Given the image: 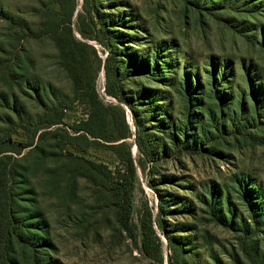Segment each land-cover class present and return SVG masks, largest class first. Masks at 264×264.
Returning a JSON list of instances; mask_svg holds the SVG:
<instances>
[{"label": "rangeland", "instance_id": "1", "mask_svg": "<svg viewBox=\"0 0 264 264\" xmlns=\"http://www.w3.org/2000/svg\"><path fill=\"white\" fill-rule=\"evenodd\" d=\"M0 264H264V0H0Z\"/></svg>", "mask_w": 264, "mask_h": 264}, {"label": "trees", "instance_id": "2", "mask_svg": "<svg viewBox=\"0 0 264 264\" xmlns=\"http://www.w3.org/2000/svg\"><path fill=\"white\" fill-rule=\"evenodd\" d=\"M8 20L10 21V25L11 27H17L20 25V23H18L15 18L13 17H8ZM112 96H114L115 98H119L120 94L123 93V88H118L115 90V92H109ZM44 106V115L39 118V124H41V121H45L46 123L43 125L41 124V128L42 129H48L51 128L52 126L55 125H64V120L66 118V113L67 111H69L71 109V104L68 101L65 102H57L56 104L53 105V107L48 106V105H43ZM98 107L102 110V113L98 114L97 116H93L95 122L97 123V125L99 126H105L106 127V122H107V114H105L104 112L109 109L110 106H105L103 103H98ZM128 107L132 108V104H128ZM51 120V121H50ZM91 121V120H89ZM88 121V122H89ZM121 123L123 124V127L125 128V132L122 134H119L118 136H110V137H105L100 133L95 132L93 129H91L88 125L86 126V128L82 127V128H77V132L76 133H81L79 134V136L81 137L82 135H85V137H92L95 139H101L107 142H120L123 141L125 139H128L130 137V131L128 130V126L126 123V119H125V113L123 110H121ZM36 122L33 120H27L25 123H22L20 125H18L17 129L14 130L13 132H11L12 135L14 136H18L19 132H17V130H22V131H26L28 126H33L35 125ZM91 126V125H90ZM64 130L61 128H57L56 130L52 131V132H46V133H50V134H54L56 139L58 140V148L61 151H70L71 149L73 150H77V151H82V152H87L90 147L89 146H85L83 144H81V142L77 139L78 136H72L66 134L63 132ZM12 137V136H11ZM10 137L9 141H12ZM126 143V141L121 142V145H124ZM27 144H29V142H27ZM127 170H126V174L123 175L122 177V182H120L118 184L119 187H117V189L115 191V198L117 201V207L119 208V222L121 223L122 227H124V229L126 231H128L130 234L132 233V229L129 226V216H130V212H131V206L132 201H131V192H132V188H133V181L136 177V167L132 161V159L129 157L127 160ZM120 178V179H121ZM152 234V227H149V232L143 228V248L145 252H148V241H151L149 239V236Z\"/></svg>", "mask_w": 264, "mask_h": 264}]
</instances>
